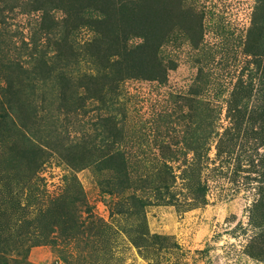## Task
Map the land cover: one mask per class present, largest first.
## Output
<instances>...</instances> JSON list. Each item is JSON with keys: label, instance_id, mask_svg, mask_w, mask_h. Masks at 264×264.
Here are the masks:
<instances>
[{"label": "rangeland", "instance_id": "1", "mask_svg": "<svg viewBox=\"0 0 264 264\" xmlns=\"http://www.w3.org/2000/svg\"><path fill=\"white\" fill-rule=\"evenodd\" d=\"M91 1L0 0V264H264V0H173L161 81Z\"/></svg>", "mask_w": 264, "mask_h": 264}, {"label": "trees", "instance_id": "2", "mask_svg": "<svg viewBox=\"0 0 264 264\" xmlns=\"http://www.w3.org/2000/svg\"><path fill=\"white\" fill-rule=\"evenodd\" d=\"M89 6L96 8L106 19L95 27L98 38L92 43L93 51L96 52V56H101L105 50L103 45L106 44L103 60L106 63V56L114 58L115 71L111 72L120 73L119 78H149L160 81L166 79L167 68L160 59V49L176 26H179L183 32L184 22L193 21L195 16L191 13L183 15L181 12L176 23L173 0H96ZM197 25L195 24L196 32ZM186 28L188 29L189 26ZM138 34L143 36L144 42L135 47L129 46L130 36ZM57 44L61 56L65 55L67 42L62 40V43L57 42ZM261 112H263L260 117L264 135V105ZM262 144L264 146V139ZM259 163L264 168V154L259 158ZM198 188L202 192L206 191L204 186L199 185ZM260 189L258 203L264 209V187Z\"/></svg>", "mask_w": 264, "mask_h": 264}]
</instances>
